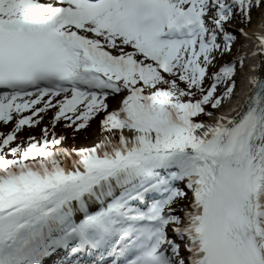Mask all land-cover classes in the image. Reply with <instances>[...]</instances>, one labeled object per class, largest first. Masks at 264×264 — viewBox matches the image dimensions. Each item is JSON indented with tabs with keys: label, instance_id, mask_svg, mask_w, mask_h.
Instances as JSON below:
<instances>
[{
	"label": "snow or ice",
	"instance_id": "obj_1",
	"mask_svg": "<svg viewBox=\"0 0 264 264\" xmlns=\"http://www.w3.org/2000/svg\"><path fill=\"white\" fill-rule=\"evenodd\" d=\"M260 5L0 0V122L15 118L0 135V264H43L61 251L91 252L92 264L105 257L113 264H264V75L257 65L249 66L241 112L197 119L234 93L244 65L238 53L209 76L215 54L237 39L225 24L234 10L250 20ZM256 39L264 54V34ZM121 93L119 108L108 111L107 98ZM26 109L31 115H22ZM47 109H58L53 126L63 119L77 131L104 112L108 134L70 149L44 128L39 141L13 146ZM189 191V205L174 207Z\"/></svg>",
	"mask_w": 264,
	"mask_h": 264
},
{
	"label": "rangeland",
	"instance_id": "obj_2",
	"mask_svg": "<svg viewBox=\"0 0 264 264\" xmlns=\"http://www.w3.org/2000/svg\"><path fill=\"white\" fill-rule=\"evenodd\" d=\"M234 12H236V14L233 16V18L229 22H227L225 24V28L227 30H229L230 32H232L234 35H236L237 39H236L235 43L232 44L230 51L225 52L222 56L219 53L215 54V56H216L215 63L211 67H209V69H208L209 76L211 73L216 72L222 64L227 63V62H231L234 60V58L239 53L240 48L243 47L246 43V39L244 38V35L242 33H244L254 22H257L262 17H264V6H262V5L255 6L251 9V18L249 20L250 24H249V27H247V28L242 26V24H241L242 21H239L238 11L234 10ZM239 39H240V42L237 43V41ZM232 51H234V52L232 53ZM227 58H228V61H227ZM238 68H239V65L237 66V71L235 74L236 79H237ZM165 75H167V74H165ZM210 83H211L210 79H205V81H204L205 87L209 86ZM181 87H184V84H181ZM223 88H224L223 84L220 87L218 86L216 95H221L223 93L222 92ZM37 106L42 107L43 105H37ZM206 107L207 106H205V108ZM220 108H221V106H219L217 109H214V111L219 110ZM110 109L111 108L109 107V103H108V111H110ZM53 110L54 109H47L45 112L39 113L38 115L42 116L43 118H48L51 115V112ZM29 112H31V109ZM29 112H24V113H22V115L28 114ZM105 114L106 113H104V112L97 114L96 116H94L93 118L90 119V121L88 122V125L85 128L80 129L79 131L75 130L74 128L67 127L66 124L68 122L62 119L61 124L57 130V137L63 136L64 139L66 138L68 140L70 138V136L77 135L80 138H84V136H86L88 133L89 139L80 140V142L74 148L79 149L82 147H92L98 141H100L101 139H103L105 137V135L101 134L98 131V128L102 127L100 122L103 119ZM210 117H211V115H209L207 117V119H209ZM14 124H15V118L8 123L0 122V135H6L8 132H10V130ZM27 128L28 127H26V129H24V127H23L22 130L20 132H18L17 139L13 142V146H15L16 144H21V143L26 144L27 143L28 138L31 136L30 132H29V130H27ZM41 130H42V128H41ZM62 144L64 146L69 147L67 143H62ZM69 148L71 149V147H69ZM189 202H190V200H189ZM189 202H187L186 204H183V203H178V201H177L178 205H174V207L179 206L180 208H186L189 205ZM177 214L182 215V212H178Z\"/></svg>",
	"mask_w": 264,
	"mask_h": 264
},
{
	"label": "bare ground",
	"instance_id": "obj_3",
	"mask_svg": "<svg viewBox=\"0 0 264 264\" xmlns=\"http://www.w3.org/2000/svg\"><path fill=\"white\" fill-rule=\"evenodd\" d=\"M244 33H247V35H244L246 43L243 47L240 48L239 53H243L245 55V59L243 67H239L237 72L238 91L236 92V95H234V104L241 103L244 100L245 95L247 94L248 87H251V85L246 80V75L248 74L249 66L251 64L255 63L257 65V71L260 74L264 75V67L260 66L261 60L264 59V54H262L261 49L258 45V41L256 39L257 35L264 34V17H262L259 21L254 22ZM126 94L127 93H121L115 96L110 95L107 98L111 111L117 110L119 108L120 102L123 96ZM227 115L228 113L225 114V112H222V109L221 111L216 110V112H214L211 117L205 121V123H213L220 116L227 117ZM125 134H129L127 130H125ZM88 255L89 254L87 252H83L79 256V258H69L68 263L76 264L83 258H85L83 262H87ZM60 260H62V258L55 260V264ZM51 264H54V261H52Z\"/></svg>",
	"mask_w": 264,
	"mask_h": 264
},
{
	"label": "trees",
	"instance_id": "obj_4",
	"mask_svg": "<svg viewBox=\"0 0 264 264\" xmlns=\"http://www.w3.org/2000/svg\"><path fill=\"white\" fill-rule=\"evenodd\" d=\"M238 19L239 21H242L241 24L242 26L244 27H248L249 24H250V21L249 20H245L244 18H242L239 14H238ZM227 61H228V58H227ZM197 98H199L197 96ZM211 108L209 106L206 107V111L209 112ZM207 117V114L205 115H201L199 116L197 119L198 120H205ZM53 118H54V115L51 113V115L48 117V118H43V117H39L38 119H34V120H38L39 123L37 124H34L30 127L27 128V130H29L30 132V135L32 137H35V139L37 141H39L42 136H43V130H41V127L43 126V129L44 128H47L48 131H49V139H51L52 137V133H55V135L57 136V130H58V127L60 126L61 124V120H58L55 125L53 126ZM24 129H26V125L24 126ZM13 130V129H12ZM98 131L103 134V135H106L108 133H106L102 127H99L98 128ZM20 132V131H19ZM18 134V133H17ZM118 138V137H117ZM82 139H89V134L87 133L86 136H84V138H80L78 137L77 135H73V136H70V138L67 140L66 138L63 140L62 143H67L69 147L71 148H74L75 146H77V144L80 142V140ZM189 200V197L188 198H185V199H181V200H178V203H183V204H186L187 201Z\"/></svg>",
	"mask_w": 264,
	"mask_h": 264
}]
</instances>
